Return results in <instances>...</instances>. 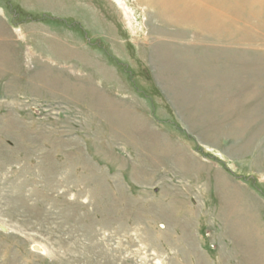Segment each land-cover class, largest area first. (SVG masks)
Segmentation results:
<instances>
[{"label":"rangeland","instance_id":"1","mask_svg":"<svg viewBox=\"0 0 264 264\" xmlns=\"http://www.w3.org/2000/svg\"><path fill=\"white\" fill-rule=\"evenodd\" d=\"M161 16L0 0V264H264V30Z\"/></svg>","mask_w":264,"mask_h":264},{"label":"bare ground","instance_id":"2","mask_svg":"<svg viewBox=\"0 0 264 264\" xmlns=\"http://www.w3.org/2000/svg\"><path fill=\"white\" fill-rule=\"evenodd\" d=\"M147 3L151 6H155L159 11V14H162V18L167 19L168 17H172L173 24L176 26L182 25L185 27L193 25V27L196 26V28H202L205 30L204 32L214 35L225 26H228L231 29L233 28L235 25L233 19L234 9V17L236 19L239 18V23L242 22L243 30L249 33L258 29L264 30V0H147ZM241 12H246V16L255 17L258 21L255 24L242 21L240 19L241 15H239ZM53 46L55 48L58 44H53ZM61 50L63 51L64 49L62 48ZM64 52L65 51H63V53ZM185 57L193 60L192 65L188 67H193V69H195L196 60L188 55H185ZM169 60L172 61V59L166 58L167 64L169 63ZM176 62L179 64L178 61Z\"/></svg>","mask_w":264,"mask_h":264}]
</instances>
